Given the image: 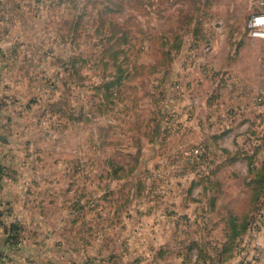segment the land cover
<instances>
[{
  "label": "rangeland",
  "instance_id": "rangeland-1",
  "mask_svg": "<svg viewBox=\"0 0 264 264\" xmlns=\"http://www.w3.org/2000/svg\"><path fill=\"white\" fill-rule=\"evenodd\" d=\"M261 13L264 0H0V132L26 177L4 210L27 211L9 233L20 257L0 264H259ZM241 95L262 110L247 145Z\"/></svg>",
  "mask_w": 264,
  "mask_h": 264
},
{
  "label": "crops",
  "instance_id": "crops-1",
  "mask_svg": "<svg viewBox=\"0 0 264 264\" xmlns=\"http://www.w3.org/2000/svg\"><path fill=\"white\" fill-rule=\"evenodd\" d=\"M231 102H233L234 106L236 105V103L240 105L238 115L239 118H241V121H239L240 123L237 128V135L243 136V143L247 140V142L244 144H250L253 140H256V134H254V132L256 130L257 132H259L261 128L260 119L262 117V110L259 106H256L251 97H248L246 95H241L238 101L237 98L233 97L231 98ZM1 119L2 117H0V125H3V123H1ZM226 128L229 134H233V132H235V126L233 125L227 126ZM247 136L252 137V140H249ZM5 145H7V139L0 132V261L9 256L20 257V255L16 252H13V254L9 255V252L11 250L8 246L11 245L10 239H13V237H11L9 233L13 229L14 223L17 220H20L21 214L27 212L21 207H16L14 209H8V214L6 215V210H4V208H6L8 195L7 191L11 188V185H13L12 187H14L15 185L20 186L23 181H26V177L23 176L22 167L18 163L19 161H17V159H10L9 157L5 156ZM240 146H242V143H240ZM243 146L245 148V145ZM18 191L20 192V188L18 189ZM18 196L22 197L21 193H19ZM208 259L211 262H213L214 260L212 259V257H209ZM219 259L221 260L218 262V264H239L237 258H233L232 260H230V258L228 257H219ZM259 264H264V257Z\"/></svg>",
  "mask_w": 264,
  "mask_h": 264
},
{
  "label": "built area",
  "instance_id": "built-area-1",
  "mask_svg": "<svg viewBox=\"0 0 264 264\" xmlns=\"http://www.w3.org/2000/svg\"><path fill=\"white\" fill-rule=\"evenodd\" d=\"M248 27L250 29V35L252 37L264 39V13L251 17L248 22ZM257 100L261 102L262 98L259 97ZM191 154L196 157L200 156V147H197L196 149L192 150Z\"/></svg>",
  "mask_w": 264,
  "mask_h": 264
}]
</instances>
